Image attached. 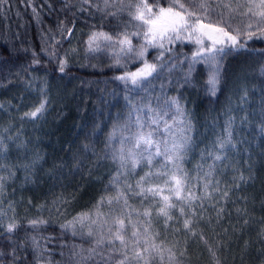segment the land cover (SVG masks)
<instances>
[{
    "label": "trees",
    "instance_id": "16d2710c",
    "mask_svg": "<svg viewBox=\"0 0 264 264\" xmlns=\"http://www.w3.org/2000/svg\"><path fill=\"white\" fill-rule=\"evenodd\" d=\"M133 2H146L153 13L170 5L183 11V3L196 13L190 20L230 24L237 43L199 25L179 39L149 43L148 26L129 15ZM201 3L211 5L207 14ZM237 5L0 0V264H105L92 249L102 234L114 239L108 228L116 218L124 220L125 244L97 249L113 258L108 264H264V30L249 28L247 16H255ZM95 32L111 41L90 52ZM125 35L135 51L119 48ZM141 49L143 56L136 54ZM146 63L155 70L133 85L131 74ZM217 68L213 94L209 80ZM41 104L36 118L25 115ZM161 112L167 114L157 130L152 118ZM229 120L231 145L221 151L217 142L227 138ZM150 130L169 146L190 137L186 154L122 167L114 156L121 141L127 150L126 138ZM165 163L169 173L179 166L185 188L181 199L166 195L171 218L159 211L169 179L160 174ZM149 172L144 186L159 194L145 198L137 182Z\"/></svg>",
    "mask_w": 264,
    "mask_h": 264
},
{
    "label": "snow or ice",
    "instance_id": "6c2138e0",
    "mask_svg": "<svg viewBox=\"0 0 264 264\" xmlns=\"http://www.w3.org/2000/svg\"><path fill=\"white\" fill-rule=\"evenodd\" d=\"M87 2V0H85ZM251 3L254 4L255 7L260 8L261 10L258 12H252L251 7L248 8L247 13H243V15H248L249 13L251 16L259 17L255 21L257 27L264 26V0H259L258 4L254 3V0H250ZM177 3H179V0H177ZM105 4H108V0H105ZM227 7H231L230 5H226ZM244 5H237V7H243ZM129 15L134 20H139L142 22V24L147 25L148 28L144 32L145 38L148 40L149 43H152L153 41L157 40L159 38L161 41L165 37H167L170 41L173 39H179L181 37V34L185 31H190L195 28L196 25H199L201 29L207 28L210 29L212 32L220 33L222 36L227 37L228 40L232 41V44L235 45L237 43V37L235 35H230L229 31H227V28H230V24H228L225 21H221L223 26L219 25H212L211 23H203L201 20H190L187 17H192L195 15V12L188 11L187 8H185V5L183 3L179 4L180 10H174V5H170L167 8L160 7L158 13H153L152 8L146 3H135L133 2L129 6ZM189 7H196L195 5H189ZM211 7V5H208L206 3H201L199 5V8L203 9V14H207L208 9ZM131 9H134L132 11ZM115 13H113L114 15ZM248 27H252L251 17L250 22L248 24ZM134 35L136 33H133ZM99 35H104L105 39H111V37L106 36L105 34L101 33ZM96 39V34L93 35L91 38L92 41ZM121 45H128L127 51L133 52L135 51L132 48L131 40L128 39L127 35L124 36V39L118 41ZM160 47H163V44H160ZM218 53L223 55H228L229 53L225 52L224 49H218ZM137 55L143 56L144 51L143 49L139 50ZM155 70V66L151 64H145L144 68L140 70L138 73H132V83L133 85L137 84V77H146L151 75L152 71ZM218 73L219 68H217L216 72L213 74L212 78L209 80V84L212 86V92L215 93L216 85L218 83ZM121 79H124V77H121ZM172 104L176 105V115L177 116H183L184 112L179 107V102L173 100ZM44 105L41 104L40 107L36 108L35 111L31 113H25L26 116H29L31 118H36L38 113H40L43 109ZM171 107V106H169ZM166 112H161L159 114H156L152 118V123L157 125V130L159 129L160 125L158 124V118L159 116L166 115ZM175 119V118H173ZM137 127L142 129L145 127L144 123H141L139 120L137 121ZM163 127L166 131H171V125L168 124V122L165 120L163 123ZM231 120L228 121L226 132H227V138L226 139H220L217 142V146L221 151L226 149L229 145H231ZM127 143L130 145L127 150H125V140L121 141V148L119 149L118 153H114V156L118 158L121 162L122 167H127L128 164H131V167L134 169L139 163L145 162L147 165H152L153 161L156 157L163 156L165 162H175L179 161L183 158V156L186 154L187 148H188V142L190 140V137L186 135H181L179 138H173L171 140V146H169V142L154 139V131L150 130L147 133L143 132H137L132 136H129L126 138ZM215 160L219 161L222 160L223 157L220 153H217L214 157ZM177 172H179V166L177 165ZM211 167V166H210ZM167 163L163 165L161 168V173L165 177H169V179H165L163 183L165 184H173L174 188H172V191L175 192L176 198L181 199V193L185 190L184 188V179L177 174V172H171L169 173L166 171ZM152 175V173H145L144 176L141 177L140 181L137 182V188H139V195L144 196L147 198L149 194L155 196L159 193L152 187H145L144 184L147 182V177ZM207 187V186H205ZM227 195V193H225ZM191 200V197L189 198ZM164 206L159 209L160 213H162L165 217L171 218L168 212V209L171 207H174L173 204L168 203L169 197L164 196L163 197ZM111 203V201H109ZM125 205H127V201L125 200ZM191 206V203H190ZM181 213H184L185 209L184 207L180 208ZM145 215H149L148 212H145ZM34 224L37 222H33ZM92 223H95V221H92ZM188 220H185V225L187 226ZM115 225H117L115 228H108V233L113 238H106L102 234L101 237L96 241V247L92 249L93 252H96L97 255L101 256V259L105 262V264H108V261L113 259L111 257H105L102 252H97V249L100 248L105 242L109 245H114L115 240H119L121 245L125 244V236L123 235L124 230V220L121 218H116ZM15 228V225H9L8 231L11 232ZM89 236L92 235V232L90 231ZM136 233L133 232V236H135ZM115 249L113 248V251ZM107 251V249H105ZM137 256H139V252L136 253ZM126 258V257H125ZM120 264H123V261L120 262Z\"/></svg>",
    "mask_w": 264,
    "mask_h": 264
},
{
    "label": "rangeland",
    "instance_id": "374dc122",
    "mask_svg": "<svg viewBox=\"0 0 264 264\" xmlns=\"http://www.w3.org/2000/svg\"><path fill=\"white\" fill-rule=\"evenodd\" d=\"M240 1H241V5H244V7H247V6L251 7L252 11L255 10L256 12H258V11L261 10L260 8L255 7L254 4L250 2V0H240ZM254 3H255V4H258V3H259V0H254ZM247 17H248V19H247L246 22L249 23V22H250V18H249V16H247ZM257 19H259V17L251 18V22H252V24H255V25H256L255 21H256ZM256 26H257V25H256ZM260 28H262V29L264 30V26H261ZM101 33H103V32H95V33H93V34L88 38V40H87V49H88L90 52H95V50H97L102 44L111 41V39H110V40H109V39H105V36H104V35H99V34H101ZM94 34H96V39H95L94 41H92L91 38L93 37ZM103 34H105V33H103ZM105 35L108 36L107 34H105ZM262 36L264 37V33L262 34ZM108 37H110V36H108ZM122 39H124V37H122L120 40H122ZM128 39H130V38L128 37ZM130 40H131V39H130ZM131 45H132V40H131ZM118 46H119V48H120L121 50L128 52V51H127L128 45H126V44H125V45H121V44L118 43ZM139 132H143V131H139ZM136 133H137V132H136ZM143 133H145V132H143ZM134 134H135V133H134ZM134 134H133V135H134ZM131 136H132V135H131ZM84 177H86V176H84ZM85 179H86V178H84V180H85ZM86 180L89 181L88 178H87ZM92 180H93V183H94L95 178H93ZM172 188H174V187H172V184H166V186H165L164 188H161V193H163V195H165V196L168 195V194H170V193H173ZM253 220H254V219H253ZM238 224H239V223H238Z\"/></svg>",
    "mask_w": 264,
    "mask_h": 264
}]
</instances>
